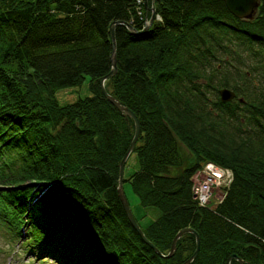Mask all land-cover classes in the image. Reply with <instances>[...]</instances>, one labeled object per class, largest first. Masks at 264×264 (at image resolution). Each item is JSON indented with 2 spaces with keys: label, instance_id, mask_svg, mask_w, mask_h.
Here are the masks:
<instances>
[{
  "label": "trees",
  "instance_id": "1",
  "mask_svg": "<svg viewBox=\"0 0 264 264\" xmlns=\"http://www.w3.org/2000/svg\"><path fill=\"white\" fill-rule=\"evenodd\" d=\"M258 1L252 19L241 20L221 0H146L154 17L145 34L115 28L117 72L105 88L139 123L124 194L126 184L139 208L157 211L140 228L161 253L178 229L197 233L189 264H223L230 253L264 264ZM148 16L144 0H0V227L19 238L21 253L58 264H179L193 250L184 233L172 256L159 257L127 221L116 190L133 124L99 78L111 66L110 25L139 31ZM85 82L88 95L56 100ZM220 88L234 98L221 102ZM205 161L232 173L210 207L197 205L189 180Z\"/></svg>",
  "mask_w": 264,
  "mask_h": 264
},
{
  "label": "water",
  "instance_id": "2",
  "mask_svg": "<svg viewBox=\"0 0 264 264\" xmlns=\"http://www.w3.org/2000/svg\"><path fill=\"white\" fill-rule=\"evenodd\" d=\"M224 4L225 9L227 12L233 16L236 19L241 20H250L254 16L257 7H258V0H221ZM144 6H145V12L149 13V16L147 19H145V25L144 27L136 31L134 28H132L128 23L126 22H114L110 25V35H111V45H112V51L110 55V70L101 76L99 78V86L101 89V92L103 95L118 109V111L121 113L123 117L130 118L133 124V131L131 138L129 140V143L121 157V160L118 164V177H117V195L119 197L122 210L124 212V215L131 225V227L135 230L137 235L139 236L140 240L144 242L148 247H151L152 250L159 256L163 258H169L173 255L175 251V243L177 239L184 233H190L193 235L194 238V247L191 253L179 264H189L196 256L199 248V238L197 233L190 227H183L178 229L172 236L169 247L166 253H161L157 248H155L152 243L146 239L144 236L141 228L138 226L137 222L135 221L132 212L130 210L129 203L126 199V196L124 194L123 190V183H122V176H123V165L125 160L127 159L129 153L131 152L133 145L136 141V138L138 136L139 132V123L135 116V114L125 105L121 104L115 97H113L111 94H109L105 88V81L113 76L117 72V63H116V44H115V28L118 25H122L126 28V30L131 34H138L143 35L146 33V31L149 29L153 22L154 17V8L152 3L149 4V6L146 3V0H144ZM218 98L221 102L230 101L234 98L235 94L232 90L228 88H220L217 90ZM238 101H241V98H237ZM234 259L237 261V264H242L243 260L235 255L234 253H230L226 256L223 264H230V261Z\"/></svg>",
  "mask_w": 264,
  "mask_h": 264
},
{
  "label": "rangeland",
  "instance_id": "3",
  "mask_svg": "<svg viewBox=\"0 0 264 264\" xmlns=\"http://www.w3.org/2000/svg\"><path fill=\"white\" fill-rule=\"evenodd\" d=\"M88 94H89V87L88 84L85 82L82 86L60 89L59 91L56 92L55 98L59 102V104H67V103H72L76 101L79 97H83ZM131 159L132 158H130V160ZM206 163H211L216 166V164H214L211 161H205L193 172V175L190 176L189 178L191 183L190 184L191 193L193 188L192 181L195 180L194 174L196 175L197 172H201L204 175V178L207 176L205 172L209 170ZM217 167L219 166L217 165ZM127 169L131 170V167L129 166ZM212 183L214 184V186L211 188V190H208L206 192L205 197H204L205 190L201 192V196L199 195L198 192H196V194L200 199V202L202 204L203 203L206 204L207 207H210L213 204L221 202V200L225 196V192H226L225 190L230 182L227 185H224L225 183L223 181H220L219 184H216L215 178H213ZM124 185H125L124 189L126 193V198L129 202L132 215L135 221L137 222L138 226L144 227L153 219V217H155L157 211L154 209L144 210L139 208L136 205L137 202L136 198L131 194L128 186L126 184ZM193 192H195L194 189ZM194 200L198 206L205 207L203 205H199L196 198H194ZM19 244H20V240L18 237L11 238L10 234L7 231H5V229L0 227V264H58L55 261V259H52L51 256H46L48 257L46 258L47 261L39 262L40 258L38 255L30 256L27 253L26 254L19 253V250L21 249V247H19Z\"/></svg>",
  "mask_w": 264,
  "mask_h": 264
},
{
  "label": "built area",
  "instance_id": "4",
  "mask_svg": "<svg viewBox=\"0 0 264 264\" xmlns=\"http://www.w3.org/2000/svg\"><path fill=\"white\" fill-rule=\"evenodd\" d=\"M155 20H159L157 16H155ZM206 164L209 170L205 172L207 176L204 178V175L201 172H197L195 177L197 180H199V182H196L194 180L192 181L193 183L192 197L193 199L196 198L198 204L203 206H206V204L204 203L202 204L200 202V199L196 194V192H198L199 195L201 196V192L205 190L204 191V197H205L206 192L208 190H211V188L214 186V184L212 183L213 178H215L216 184H219L220 181H223L225 183L224 185H227L232 179V174L230 170L217 167L211 163H206ZM193 189L195 190V192H193Z\"/></svg>",
  "mask_w": 264,
  "mask_h": 264
},
{
  "label": "bare ground",
  "instance_id": "5",
  "mask_svg": "<svg viewBox=\"0 0 264 264\" xmlns=\"http://www.w3.org/2000/svg\"><path fill=\"white\" fill-rule=\"evenodd\" d=\"M221 168V167H220ZM223 169H225V168H223ZM194 178H195V180L194 181H196V182H199V180H197L196 179V177H195V174H194ZM34 189V188H33ZM35 192V191H34ZM37 198V197H36ZM144 243V242H143ZM145 244V243H144ZM149 248H151V247H149ZM152 249V248H151ZM154 252V251H153ZM155 253V252H154ZM50 258V257H49Z\"/></svg>",
  "mask_w": 264,
  "mask_h": 264
}]
</instances>
